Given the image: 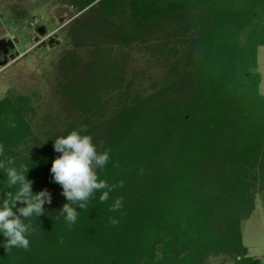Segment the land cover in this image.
<instances>
[{
    "label": "trees",
    "instance_id": "obj_1",
    "mask_svg": "<svg viewBox=\"0 0 264 264\" xmlns=\"http://www.w3.org/2000/svg\"><path fill=\"white\" fill-rule=\"evenodd\" d=\"M97 3L103 18L95 22L101 26L95 30L93 23L85 28L83 20L77 19L73 36L78 45L97 30L100 40L148 39L164 22L194 11L205 13L213 23L200 40V66L122 109L108 119L106 129L101 124H76L75 129L88 128L86 134L93 143L103 142L98 151L110 153L106 166L97 169L99 179L109 185L124 181V186L111 192L104 203L98 191L86 209L77 206L78 217L70 227L63 217L44 219L42 247L34 250L30 245L23 249L22 260L14 252L15 259L5 263L202 264L209 252L225 251L237 255L236 264H261L259 258L248 255L239 223L254 209L250 186L257 176L251 173L264 167V95L258 92L261 76L256 71L257 48L264 45V0ZM102 67H94L88 84L98 80ZM134 150L142 157L132 161ZM58 155L52 149L41 159L31 160L26 175L34 181L32 188L51 192L60 210L68 201L50 172ZM0 173L5 176L3 170ZM6 191L15 189L2 191L0 202ZM118 197H123V207L113 212ZM133 204L141 206L139 219ZM111 218L118 224H110ZM2 235L0 241L6 243ZM158 246L167 254L173 248L174 260L170 256L158 260L154 254Z\"/></svg>",
    "mask_w": 264,
    "mask_h": 264
},
{
    "label": "rangeland",
    "instance_id": "obj_2",
    "mask_svg": "<svg viewBox=\"0 0 264 264\" xmlns=\"http://www.w3.org/2000/svg\"><path fill=\"white\" fill-rule=\"evenodd\" d=\"M71 1L0 0V39L12 38L16 45L8 53H0V144L5 148L0 159L14 157L17 165L30 166L31 160L52 151L54 140L66 136L76 124H101L106 129L108 119L122 109L142 102L200 66V40L213 23L205 13L194 11L185 18L164 22L148 39L142 36L128 43L100 40L97 30L85 35L86 44L78 45L73 36L75 21L83 20L85 28L95 23L96 30L101 24L95 21L103 18V9L98 0ZM59 8H69L72 16L59 13ZM246 35L247 30L242 39ZM257 51L258 92L264 95V46ZM99 64L103 65L98 68L101 75L88 84L86 79ZM13 121L15 129L8 127ZM138 157L142 153L134 150L131 160ZM251 174L257 176L250 186L254 209L241 217L239 225L248 255L264 264V167ZM5 181L0 173V193L7 190ZM41 189L32 188L34 193ZM59 207L52 200L44 205L42 217L31 218L35 231L28 239L34 250L45 242L44 219L58 217ZM139 209L141 206L134 205L137 219L143 215ZM4 244L1 240L0 264L12 261L15 255L18 260L26 255L22 248L6 251ZM154 254L158 260L170 256L172 261L175 257L173 248L167 254L160 246ZM236 259L235 253L212 251L202 264H236Z\"/></svg>",
    "mask_w": 264,
    "mask_h": 264
},
{
    "label": "clouds",
    "instance_id": "obj_3",
    "mask_svg": "<svg viewBox=\"0 0 264 264\" xmlns=\"http://www.w3.org/2000/svg\"><path fill=\"white\" fill-rule=\"evenodd\" d=\"M8 127L15 129L17 124L13 121ZM88 133L86 126H79L66 136L54 140V151L60 153L51 164L50 172L55 183L62 188V193L68 203L59 210V219L63 217L69 227L75 224L78 211L88 207V201L96 192H100L99 201H108L110 193L124 186V181L109 185L106 180L99 179L97 169H103L110 160L107 150L98 151L103 147L93 143V137ZM4 145L0 144V157L4 156ZM29 166L23 163L17 165L14 157L0 159V170L6 176V188L15 191H6L5 198L0 202V233L6 243V251L13 248L28 250L30 240L28 237L35 231L31 218L39 217L45 213L44 205L52 203V195L48 189L34 193L33 180L27 179ZM144 169L139 170L143 175ZM19 203V207L17 204ZM123 207V197H118L112 204V211L116 212ZM110 224H118L115 218L110 219Z\"/></svg>",
    "mask_w": 264,
    "mask_h": 264
},
{
    "label": "water",
    "instance_id": "obj_4",
    "mask_svg": "<svg viewBox=\"0 0 264 264\" xmlns=\"http://www.w3.org/2000/svg\"><path fill=\"white\" fill-rule=\"evenodd\" d=\"M59 13H63V12H66L68 13V16L71 17L72 16V12L70 11L69 8H59ZM40 31L41 33H45V28L44 27H40ZM51 43L53 42V39H51L50 41ZM16 45L13 41L12 38H9V39H5V38H2L0 39V50L5 54V53H8V51L10 49H13L15 48Z\"/></svg>",
    "mask_w": 264,
    "mask_h": 264
},
{
    "label": "crops",
    "instance_id": "obj_5",
    "mask_svg": "<svg viewBox=\"0 0 264 264\" xmlns=\"http://www.w3.org/2000/svg\"><path fill=\"white\" fill-rule=\"evenodd\" d=\"M261 46H264V45H261ZM248 249V248H247ZM249 253V252H248ZM262 264V263H261Z\"/></svg>",
    "mask_w": 264,
    "mask_h": 264
},
{
    "label": "flooded vegetation",
    "instance_id": "obj_6",
    "mask_svg": "<svg viewBox=\"0 0 264 264\" xmlns=\"http://www.w3.org/2000/svg\"><path fill=\"white\" fill-rule=\"evenodd\" d=\"M0 53H2V51H0Z\"/></svg>",
    "mask_w": 264,
    "mask_h": 264
}]
</instances>
